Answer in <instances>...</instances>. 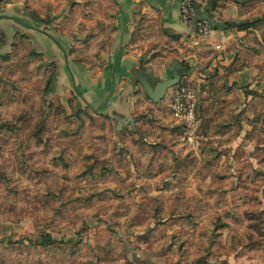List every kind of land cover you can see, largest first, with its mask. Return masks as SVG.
I'll list each match as a JSON object with an SVG mask.
<instances>
[{
	"label": "rangeland",
	"instance_id": "1",
	"mask_svg": "<svg viewBox=\"0 0 264 264\" xmlns=\"http://www.w3.org/2000/svg\"><path fill=\"white\" fill-rule=\"evenodd\" d=\"M216 1L238 13L213 54L231 51L233 62L209 72L204 98L186 78L170 87L171 98L187 83L197 91L191 143L171 98L116 120L62 92L55 61L28 36L0 50V264H264V0ZM8 2L69 35L73 62H105L113 0ZM150 16L133 32L147 54L163 34ZM255 63L252 88L218 73ZM45 233L56 241L39 242Z\"/></svg>",
	"mask_w": 264,
	"mask_h": 264
},
{
	"label": "crops",
	"instance_id": "2",
	"mask_svg": "<svg viewBox=\"0 0 264 264\" xmlns=\"http://www.w3.org/2000/svg\"><path fill=\"white\" fill-rule=\"evenodd\" d=\"M184 1L113 0L115 14L110 51L103 65L93 69L73 62L69 57V35L49 33L42 29L43 23L24 13L17 5L1 3L0 50L10 44L15 33L28 36L39 52L55 61L56 85L62 92L75 90L78 100L88 105L91 110L107 116L113 115L116 120L125 119L133 123L138 112L153 108L154 112L158 113L156 106L168 105L172 92L168 88L159 102L151 101L141 85L135 81L139 69H142L151 84H154L171 77L172 62L178 60L182 66L181 77L191 80L198 87L201 99L208 95L214 86L210 85L206 78L209 72L218 64L229 66L234 60L231 51L225 52V57L221 54L217 57L213 55L215 51L226 50L220 41L233 34L228 31L230 26H219L209 35L198 34L194 19L183 21L180 17ZM190 1L194 3V11L202 12L210 0ZM210 12L218 22L236 21L238 16L235 6L228 3L225 8L213 5ZM142 14H150L163 33L160 37L161 45L152 48L148 54L145 53L146 47L142 51L133 42L134 27ZM228 25H231L230 22ZM218 73L222 74V79H227L225 81L232 84L234 89L238 86L236 89L240 91L239 87L246 84H250V88L254 86V76L257 75L258 68L256 63L250 64L237 70L232 69V72L225 76L227 70L223 72V67H220Z\"/></svg>",
	"mask_w": 264,
	"mask_h": 264
},
{
	"label": "built area",
	"instance_id": "3",
	"mask_svg": "<svg viewBox=\"0 0 264 264\" xmlns=\"http://www.w3.org/2000/svg\"><path fill=\"white\" fill-rule=\"evenodd\" d=\"M194 15V9L189 2L185 0L181 5L180 17L183 21H189ZM197 30L207 33L211 30L206 20L197 22ZM197 101V91L191 84H184L175 88L170 101V108L173 120L177 124L185 127L184 138L187 143L193 141L196 124L198 123L195 115Z\"/></svg>",
	"mask_w": 264,
	"mask_h": 264
},
{
	"label": "water",
	"instance_id": "4",
	"mask_svg": "<svg viewBox=\"0 0 264 264\" xmlns=\"http://www.w3.org/2000/svg\"><path fill=\"white\" fill-rule=\"evenodd\" d=\"M212 7H213L212 0H210L209 4L205 7V9L202 12H200L199 10H196L194 16L192 17V19H194L195 24L199 20H206L212 29H216L219 26L228 27L227 23L218 22L217 20H215V18L212 16L210 12ZM181 68L182 66L180 62L178 60H174L172 62L171 77L158 81L154 84H151L147 75L143 72L142 69H139L138 75L136 76L135 81H137L141 85L144 93L151 99V101L157 103L163 98L168 88L173 87L180 81Z\"/></svg>",
	"mask_w": 264,
	"mask_h": 264
},
{
	"label": "trees",
	"instance_id": "5",
	"mask_svg": "<svg viewBox=\"0 0 264 264\" xmlns=\"http://www.w3.org/2000/svg\"><path fill=\"white\" fill-rule=\"evenodd\" d=\"M215 1L216 0L212 1L213 5H215ZM191 4L194 6V3L191 2ZM224 23L228 24L229 22H224ZM248 27H250L249 23H238V25H237V29H239V30H243V29L248 28ZM53 86H54L53 78L49 77L47 82H46V90L51 91ZM55 241L56 240L54 238H52L51 235H49L47 233L42 234L39 237V242H41L42 244H53Z\"/></svg>",
	"mask_w": 264,
	"mask_h": 264
}]
</instances>
